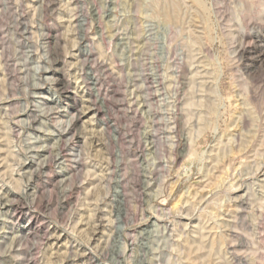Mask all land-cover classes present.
Listing matches in <instances>:
<instances>
[{
	"label": "rangeland",
	"instance_id": "obj_1",
	"mask_svg": "<svg viewBox=\"0 0 264 264\" xmlns=\"http://www.w3.org/2000/svg\"><path fill=\"white\" fill-rule=\"evenodd\" d=\"M0 264H264V0H0Z\"/></svg>",
	"mask_w": 264,
	"mask_h": 264
},
{
	"label": "bare ground",
	"instance_id": "obj_2",
	"mask_svg": "<svg viewBox=\"0 0 264 264\" xmlns=\"http://www.w3.org/2000/svg\"><path fill=\"white\" fill-rule=\"evenodd\" d=\"M120 199V202H121V204H122V201H123V199H122V197L120 196L119 197ZM118 204H120V203H118ZM121 206V205H120ZM121 211H122V208H119ZM123 212V211H122ZM119 213H120V211H119ZM120 215V214H119ZM208 239H209V237H208ZM204 241H205V239H203ZM194 251V250H193ZM194 253H196L195 251H194ZM191 255V254H190ZM189 259H190V257H189ZM191 260V259H190Z\"/></svg>",
	"mask_w": 264,
	"mask_h": 264
}]
</instances>
